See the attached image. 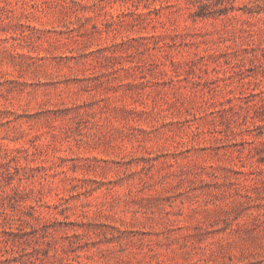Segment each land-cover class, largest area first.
Masks as SVG:
<instances>
[{
  "label": "rangeland",
  "instance_id": "rangeland-1",
  "mask_svg": "<svg viewBox=\"0 0 264 264\" xmlns=\"http://www.w3.org/2000/svg\"><path fill=\"white\" fill-rule=\"evenodd\" d=\"M0 264H264V0H0Z\"/></svg>",
  "mask_w": 264,
  "mask_h": 264
}]
</instances>
